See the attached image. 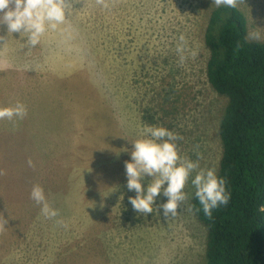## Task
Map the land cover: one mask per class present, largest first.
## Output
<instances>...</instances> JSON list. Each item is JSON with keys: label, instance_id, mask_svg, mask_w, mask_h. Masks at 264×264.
<instances>
[{"label": "rangeland", "instance_id": "374dc122", "mask_svg": "<svg viewBox=\"0 0 264 264\" xmlns=\"http://www.w3.org/2000/svg\"><path fill=\"white\" fill-rule=\"evenodd\" d=\"M96 0L73 4L68 31H47L35 48L26 33L0 35V107L17 102L27 116L0 120V264H206L208 230L187 211L166 220L161 193L153 212L133 210L125 161L145 126L179 133L181 156L200 168L222 157L219 135L227 98L209 83L205 30L212 0ZM248 31L264 36V0L238 6ZM183 34L198 51L183 66ZM264 41V40H260ZM187 54V53H186ZM31 159L33 167L28 166ZM199 171V169H197ZM151 177L141 183L147 188ZM43 187L59 215L46 219L31 198ZM167 187V183H165Z\"/></svg>", "mask_w": 264, "mask_h": 264}, {"label": "trees", "instance_id": "16d2710c", "mask_svg": "<svg viewBox=\"0 0 264 264\" xmlns=\"http://www.w3.org/2000/svg\"><path fill=\"white\" fill-rule=\"evenodd\" d=\"M248 30L244 12L224 6L205 30L207 77L228 101L217 175L231 193L208 218L194 192L191 206L208 230L206 264H264V41L246 39Z\"/></svg>", "mask_w": 264, "mask_h": 264}, {"label": "clouds", "instance_id": "9594fccd", "mask_svg": "<svg viewBox=\"0 0 264 264\" xmlns=\"http://www.w3.org/2000/svg\"><path fill=\"white\" fill-rule=\"evenodd\" d=\"M78 2L79 0H0V26L6 27L7 33H19L20 36L26 33L23 46L35 48L47 31L58 29L62 32L68 31L61 26L65 25L73 10V4ZM244 2L245 0H212V4L217 8L222 6L236 8L239 3ZM96 3L104 8L109 7L106 0H96ZM246 39L260 41L264 40V36L254 30L248 33ZM6 42V37L0 35V47ZM176 51L179 54L181 66L189 56L195 59L198 55L197 50L188 48V41L183 34L179 37ZM26 116L27 108L23 103L17 102L14 106L0 107V120L11 121L14 118L23 119ZM142 135L144 138L132 143L134 147L130 153L131 161H125L127 188L129 191L136 192L135 197L128 198L134 211L145 215L151 214L156 198L162 193L164 197H167V202L160 204L158 208L163 209L166 220L176 217L178 208L186 204L189 199L184 189L193 172H196L191 180L196 189L195 197L206 217L211 218L213 209L228 205L231 193L227 191V181L217 175L215 168H200L199 160L203 157L198 151L199 145L195 146L197 160L193 161L187 156L180 155L176 142L183 137L179 133L162 126H145ZM27 163L29 167L34 166L31 159ZM3 174L4 172L0 170V175ZM146 177L152 179L145 190L141 182ZM30 198L41 206V213L46 219L59 215L58 211L51 208L47 202L41 185H33ZM186 210L192 211L193 208L188 206ZM259 211L264 212V206H261ZM7 223L8 220L0 213V231Z\"/></svg>", "mask_w": 264, "mask_h": 264}]
</instances>
